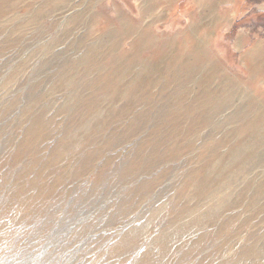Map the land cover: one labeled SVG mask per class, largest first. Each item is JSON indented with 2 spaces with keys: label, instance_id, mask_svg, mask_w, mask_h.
Here are the masks:
<instances>
[{
  "label": "rangeland",
  "instance_id": "obj_1",
  "mask_svg": "<svg viewBox=\"0 0 264 264\" xmlns=\"http://www.w3.org/2000/svg\"><path fill=\"white\" fill-rule=\"evenodd\" d=\"M233 11L0 0V264H264V76L236 47L264 25Z\"/></svg>",
  "mask_w": 264,
  "mask_h": 264
},
{
  "label": "crops",
  "instance_id": "obj_2",
  "mask_svg": "<svg viewBox=\"0 0 264 264\" xmlns=\"http://www.w3.org/2000/svg\"><path fill=\"white\" fill-rule=\"evenodd\" d=\"M227 3H233V14L234 16H238L239 20L246 19L248 15L253 13L264 15V0H226ZM254 9L256 12H251ZM237 36V51L242 54L245 67L250 69L253 75L263 77L264 35L249 37L245 34H238Z\"/></svg>",
  "mask_w": 264,
  "mask_h": 264
},
{
  "label": "trees",
  "instance_id": "obj_3",
  "mask_svg": "<svg viewBox=\"0 0 264 264\" xmlns=\"http://www.w3.org/2000/svg\"><path fill=\"white\" fill-rule=\"evenodd\" d=\"M258 20L263 23L264 25V15H259Z\"/></svg>",
  "mask_w": 264,
  "mask_h": 264
}]
</instances>
